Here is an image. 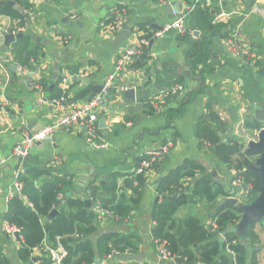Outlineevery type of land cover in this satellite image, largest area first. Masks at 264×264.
Masks as SVG:
<instances>
[{"label":"crops","instance_id":"obj_1","mask_svg":"<svg viewBox=\"0 0 264 264\" xmlns=\"http://www.w3.org/2000/svg\"><path fill=\"white\" fill-rule=\"evenodd\" d=\"M6 1L28 17L27 23L0 14V113L3 108L6 110L4 121L0 118V247L9 264H35L42 262L39 259L43 257L49 258L36 249L32 262L21 261L18 252L22 236L16 238L6 233L5 226L10 225L5 217L11 202L7 203L6 199L13 192L15 174L21 167L11 157L16 144L24 134L33 135L44 126L56 125L64 113L61 106L52 104L51 93L55 88L61 91V79L68 78L70 102L81 101L77 97L81 93L93 97L95 87L103 85L115 71L121 53L131 44L134 35L150 38L159 31L158 27L164 28L180 17L184 18L186 35L183 37L177 29H172L163 37L152 39L153 45L150 42L146 54L132 62L125 76L116 81L112 99L99 113L107 128H99L97 141L106 143L107 147L93 149L87 141L86 128L79 124L57 128L51 135L52 142L35 145L22 170L28 165L50 171L55 168V159H63L65 176L73 183L72 196L86 201L87 189L92 185L106 201L97 199L106 206L116 210L122 202L129 206V214L134 216L127 225L113 223L105 228L93 222L90 225L95 228L93 232L76 231L63 237L64 246L63 241L68 238L88 239L99 249L100 237L112 232L134 243L132 254L125 256L112 253L100 256L96 249V260L91 264L99 261L101 264H158L153 241L158 224L153 215L163 197L173 192L167 188L170 180H178L177 186L181 188L176 189L189 196L177 208L171 222L179 225L193 219L199 226L216 229L211 220L214 210L223 204L231 205L227 200L236 199L237 205L231 207L239 214V224L243 217L240 206L253 203L249 186L247 192L239 189L241 185L234 180L241 172L205 149L198 129L209 115H216L218 121L213 123V128H220L221 141L238 142L243 152L250 155L251 165L247 170L252 171L256 166L259 154H249L247 149L249 142L258 141L264 128L254 118V109L264 103V20L254 12L252 0ZM171 4L176 5L178 15L166 14ZM117 11L126 16L127 30L133 34L115 47L114 42L122 32L111 29L116 23ZM32 15L35 19L31 22ZM71 21L78 25L70 27ZM4 31L25 34L23 38L29 44L24 55L37 53V60L31 57L26 64L17 61L12 49L20 39L6 48ZM36 37L40 38L39 43ZM228 41L238 42L250 55H233L226 46ZM66 49L70 52L60 57L59 53ZM13 66L18 67L16 72L12 71ZM56 66L59 73L51 91L49 84ZM23 67H29L31 72L22 74ZM36 82L41 90L30 88ZM125 86L127 90L122 89ZM177 86L183 87L181 93L170 95ZM129 90L135 91L134 97L125 95ZM164 95H168L167 99L160 104ZM167 143L173 145L170 153L146 175L135 176L141 157ZM188 171H193L198 179H210L213 200L204 195L195 196L192 179L185 176ZM137 177H141V185ZM47 181L48 176L42 175L36 183L40 187ZM93 208L92 205L86 209L94 213ZM257 226L264 228V218L250 226L246 240H241L234 229L243 244L249 243L247 248L253 253L245 257V264H261L264 234L258 232ZM175 232L169 230L170 234ZM251 232L256 236L253 241L248 238ZM76 234L83 238H75ZM226 256L232 258L236 254L228 250ZM81 257L82 253L75 255L70 264L80 262Z\"/></svg>","mask_w":264,"mask_h":264},{"label":"trees","instance_id":"obj_2","mask_svg":"<svg viewBox=\"0 0 264 264\" xmlns=\"http://www.w3.org/2000/svg\"><path fill=\"white\" fill-rule=\"evenodd\" d=\"M0 14L17 17L28 23V17L22 16L19 11L14 10L6 0L4 3H0ZM26 41L25 38L20 39L12 49L15 59L24 64L28 63L31 57H35L37 60V53H28L25 57L24 54L29 44ZM62 95V91L55 88L51 93V98L53 100ZM87 96L86 93H81L77 97L82 100L91 98ZM216 121H218V117L211 114L199 127L198 136L202 145L206 146L205 149L208 151H213L222 162L241 172L234 181L245 183L247 187L253 186L249 191V197L254 200L260 193L262 183L259 176L247 170L251 165L250 155L243 152V146L238 142L223 143L218 133L220 128L217 130L213 128V123ZM42 175H47L48 181L39 187L36 181ZM185 176L192 179L195 196L204 195L210 200L214 199L210 197L214 190L209 178L198 179L193 171L186 172ZM137 179L141 185V177H137ZM19 181L23 184L21 195H15L11 199L5 219L10 226L21 231V247L18 252L21 261L32 262L34 260L33 252L40 249L45 240L54 246L58 237L71 236L76 231L90 233L95 230L93 226H90L95 222V214L86 209L85 200L71 195L72 179L66 177L62 169L53 168L48 171L26 165L25 171L20 173ZM177 181L170 180L167 188L169 190L172 186L181 188V186H177L179 185ZM87 190L92 192L94 198L102 200L103 197H99L97 188L90 185ZM134 190L136 191V188ZM187 199L189 196L184 194L181 196L169 194L163 197V201L159 203L153 215V219L158 224L154 233L155 238L166 241L168 249L173 254L185 258L186 261H182V264H196L199 261L204 264H245V257L253 255V253L247 248L249 243L243 244L234 232V226L239 221V214L234 212L231 205L223 204L214 210L211 220L216 225V229L212 231L210 227L199 226L198 222L193 219L179 225L171 222L177 208L184 205ZM103 200L106 201L104 198ZM122 203L118 205L117 210L116 208L111 209L126 217L131 209ZM104 205L108 207L106 204ZM54 210H57L59 214L55 218H51ZM169 230H176V232L170 234ZM224 232H226L224 240L220 241V235ZM248 238L253 241L256 236L251 232ZM99 240L98 249L88 239H65L63 243L69 250V258L65 260L64 264H70L71 259L79 253H82L81 260L75 264H82V262L91 264L96 260V249L100 256L113 252L132 254L134 243L127 237L122 238L110 232L103 234ZM110 242L112 245H109ZM228 250L236 256H232V258L226 256ZM39 260L42 261L41 264H53L46 257ZM0 264H9L1 247Z\"/></svg>","mask_w":264,"mask_h":264},{"label":"built area","instance_id":"obj_3","mask_svg":"<svg viewBox=\"0 0 264 264\" xmlns=\"http://www.w3.org/2000/svg\"><path fill=\"white\" fill-rule=\"evenodd\" d=\"M94 1H109V0H94ZM254 12L260 14L264 20V0H255L253 4ZM117 10V9H115ZM117 15V20L114 26L111 27L113 32H121L127 30V18L124 15H119L117 11L115 13ZM174 15H177L174 12ZM34 16H31V22L34 20ZM172 29H177L181 36H185L187 30L184 27V18H177L176 21L170 25H167L163 28L162 31L154 32V35L150 38H140L134 35V39L131 44L124 49L121 53L115 71L110 74L103 84V90L100 94L91 97L88 100H77L75 102H70L68 100L67 91L69 79L63 78L59 83V87L63 92V96L59 99H53L52 104L56 106H61L64 110L62 117L58 120L57 124L52 127H46L43 131L38 132L36 134H24L20 142H18L12 152V158L21 159V167L16 171L15 177L16 181L14 184L13 192L7 197L6 201L9 203L11 199L15 195H21V191L23 188V184L19 181L20 173L23 171L22 166L24 165L26 159H28L31 155V152L35 145L38 142L43 141L46 137L51 136L57 128L68 127L73 124H79L84 126L87 130V141L89 145L93 149H103L107 147V144L104 142H98V133H99V113L103 109L104 105L108 104L109 96H111V91L116 85V81L121 79L119 77H124L127 67L134 62L136 59L145 55L150 46V42L152 39L161 38L164 36V33L170 31ZM22 32V31H21ZM16 35V33H13ZM133 34V31H131ZM227 48L232 52L233 55L240 56H248L250 55V51L243 48L238 42L228 41ZM20 72L22 74H28L31 72L29 67L20 68ZM119 78V79H118ZM32 90H41L42 87L36 82L32 83ZM122 89L127 90V87H123ZM183 90V87L177 86L169 92L170 95H175L178 91ZM168 95H164L163 98L159 100L160 104H164ZM160 107V106H159ZM6 115V110L3 108L0 113V118L4 121ZM173 148L172 143H167L166 145L156 149L147 151L145 155L141 157L138 162V165L135 169V176H144L146 175L159 161L167 156L171 149ZM55 168L59 170L62 169L65 165V161L63 159H55ZM64 172V170H63ZM241 185V182H238ZM137 187V183L134 184ZM173 191L169 194L181 196V190L176 189L174 186L171 187ZM87 200L92 202L94 206V213L96 216L95 223L99 226H104L105 228L111 224H123L127 225L133 221L134 213L129 214L124 217L118 215L114 210L110 207H105L103 202L100 199L94 198L92 192L90 190L87 191ZM156 226V223L153 225ZM5 231L8 235L15 237L16 234H19V238L21 231L15 227L5 226ZM75 238H83V235L76 234ZM63 237H58L56 240V245L51 246L48 242H44L43 246L40 250L43 254L47 255L51 258L53 264H64L65 259L69 256V251L62 244ZM156 247H157V258L158 264H176L175 260L177 258L180 259V264L182 261H186L185 258L181 256H177L173 254L168 249V244L166 241H162L160 239H153ZM112 255H129V252L118 253L113 252ZM110 257V256H109ZM35 264H41V262H36ZM95 264H101L100 262H95Z\"/></svg>","mask_w":264,"mask_h":264},{"label":"water","instance_id":"obj_4","mask_svg":"<svg viewBox=\"0 0 264 264\" xmlns=\"http://www.w3.org/2000/svg\"><path fill=\"white\" fill-rule=\"evenodd\" d=\"M255 0H252V4H254ZM174 12H178L177 11V7L174 4H171L167 11L166 14H173ZM178 15V13H177ZM180 17V15H179ZM67 21V20H66ZM78 25V23H75V21H71L69 22V26H75ZM159 31H162L163 28L158 27ZM2 35L5 39V47L8 48L9 46H11L12 44L16 43L19 39H22L23 37H25V34H12V33H7L6 31L2 32ZM131 36V31L130 30H124L120 33V35L118 36L117 40L114 42V46L118 47L121 44H123L129 37ZM35 41L37 43L40 42V38L36 37ZM151 45H153V41L151 42ZM72 49H74V47H72ZM70 52V49H66L63 52L59 53L60 57H63L65 55H67ZM46 54L42 55V58H45ZM59 62V61H58ZM18 69L17 66H13L12 67V71L16 72ZM59 73V66L55 67V70L53 72V76L51 77V83L49 84V88L52 91L55 88V82L57 81V75ZM103 90V85L97 86L95 87V90L93 92V96H96L98 94H100ZM181 93V91H179L177 94ZM125 95H127V97H134L135 96V91L134 90H129L128 92L125 93ZM109 99H112V96H109ZM107 106L104 105V107ZM253 108V107H252ZM99 128L101 130H105L107 128L106 125V121L103 118L102 114H99ZM254 118L257 120V122H259L261 125H264V103L261 104L260 108H256L254 109ZM46 127H42V129L38 132H41L45 129ZM38 132H34L33 134H36ZM53 137L52 136H48L46 137L43 141L38 142L36 145H42L44 143L47 142H52ZM247 153L249 154H259V158L256 162V166H254L251 170L254 174H256L257 176H259L261 178V187H260V194L259 196L253 201V203L251 205H242L240 206L241 210L243 211V217L241 219V221L239 222V224L234 228L235 231L237 232L238 237L241 240H246L247 238V231L250 228V226L254 223L260 222L263 218H264V128H262L260 130L259 133V137H258V141H251L248 144V149H247ZM30 158V157H29ZM28 159H26L25 162H28ZM18 162H21V159H16ZM239 189L243 190L244 192H247L248 187L245 183H242L241 186L239 187ZM238 189V190H239ZM234 192V190H233ZM159 198H157L156 203L159 202ZM227 203L236 206L238 201L236 199H229L227 200ZM85 205L86 208L89 209L92 206V203L90 200H86L85 201ZM58 211L54 210L53 213L51 214V218H55L56 216H58ZM210 229L212 231L215 230L214 226H211ZM226 235V232L222 233L220 235V241L224 240V237ZM16 238H19V234L15 235ZM121 259H124V256L121 257ZM100 262V261H99ZM176 264H180V259L177 258L175 260Z\"/></svg>","mask_w":264,"mask_h":264},{"label":"rangeland","instance_id":"obj_5","mask_svg":"<svg viewBox=\"0 0 264 264\" xmlns=\"http://www.w3.org/2000/svg\"><path fill=\"white\" fill-rule=\"evenodd\" d=\"M62 170H63V168H62ZM176 188H178V187H176ZM252 188H253V186L250 185L249 189L252 190ZM250 201H254V200H250ZM256 229L258 230V232L261 233V235L264 234V228H262V226H257ZM262 243H264V239H263ZM260 262H261V264H264V248L262 249V252L260 255Z\"/></svg>","mask_w":264,"mask_h":264}]
</instances>
